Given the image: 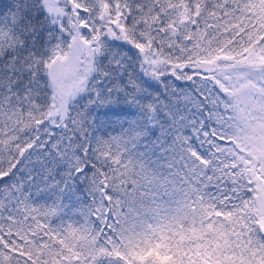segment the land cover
<instances>
[{"label": "snow or ice", "instance_id": "6c2138e0", "mask_svg": "<svg viewBox=\"0 0 264 264\" xmlns=\"http://www.w3.org/2000/svg\"><path fill=\"white\" fill-rule=\"evenodd\" d=\"M0 264H264V0H0Z\"/></svg>", "mask_w": 264, "mask_h": 264}]
</instances>
